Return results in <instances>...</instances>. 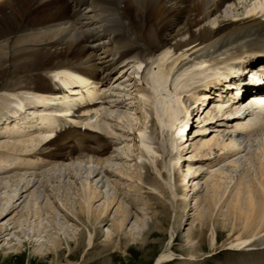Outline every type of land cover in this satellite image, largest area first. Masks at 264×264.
Here are the masks:
<instances>
[{
	"label": "bare ground",
	"instance_id": "1",
	"mask_svg": "<svg viewBox=\"0 0 264 264\" xmlns=\"http://www.w3.org/2000/svg\"><path fill=\"white\" fill-rule=\"evenodd\" d=\"M256 1L258 0H253L255 5ZM120 2L0 0V132L11 137L12 142L17 140L20 144L17 146L15 143L5 144V141H0L6 148L4 153H0V171L6 164L11 163L32 167L38 160L54 162V166L47 169L43 164L45 169L39 174L46 175L51 170L63 166L66 161H75L76 164L72 167L71 164L65 167L69 171L68 177L70 170L81 169L84 162L94 167L92 171L86 168L87 174H92L99 166V171L107 175L109 172L110 175L128 180L135 177L138 183H141V163L146 160L173 196L176 194L172 182L173 171L177 170L180 164H185L186 168L181 170L183 173L180 182L182 181V185L183 182H190L191 188L185 189V185L182 186L186 191L182 197L185 199L182 210L186 215L191 210L187 193L192 190L190 201L195 199L200 227L206 225L204 216L211 219L214 212L220 213L222 219L216 223L228 230V249L245 255L232 264H264V248H252L255 246V238L264 233V126L255 134L259 137L258 142L256 141L259 145L256 144L258 146L251 154L249 139L237 142L236 135L233 134L235 129H222V123L227 122L226 116L239 113L240 110L235 107L231 112L222 115L221 108L217 111L208 108L210 103L214 104L216 101L211 98L216 96V91H220V76L212 79L206 74L207 68L202 67L185 66L172 73L178 66V61L185 55L177 53L172 56L173 52L179 49L193 51L206 44L218 45L217 38L208 42L212 36L211 28L228 17L239 16L240 10L246 9L251 0H125L127 7L134 10L130 15L120 7ZM161 50H164L163 53L157 56ZM236 50H241V46ZM126 61L128 66L122 64ZM143 63L145 67L140 72ZM120 64L122 67L133 68V74L136 75V80L128 78L127 84L120 85L122 91L126 89L123 96H127L125 99L131 104L127 107V114L116 113V110L108 107L102 108L101 111V114L108 115V118H97L93 123L85 120V124L100 129L104 134L90 129L82 131L61 117L54 116L61 113L68 115L77 100L71 99L68 94H56L61 91L58 85L51 84V79L48 78L52 70L72 66L103 81L107 76L110 77V73ZM152 64L157 68L153 69ZM207 77L211 79L207 80ZM131 80L132 83L129 82ZM75 82L73 79H67L62 83L68 86ZM29 90L42 91L44 94ZM94 91L93 89L88 94L91 100L102 98V90L92 96ZM211 93L215 95L212 96ZM121 95L119 92L116 97L112 95L108 98L109 103L114 104ZM61 105L65 107L64 111ZM100 110L101 108L95 109L96 115L99 116ZM193 112L197 124L203 123L202 128L196 127L198 133L194 137L188 134L192 124L190 114ZM113 113L117 114L114 123ZM71 120L76 122L73 118ZM182 122L188 124L186 131L177 129ZM207 122L217 124L210 125ZM114 124L131 131L127 132L132 134V138L129 137L132 141L125 144L127 149H130L129 152L134 154L130 162L125 158V161L118 160L117 154H109L111 142L106 135H113V140L117 138ZM57 129V135L49 139L50 134ZM152 129L156 137L152 134ZM204 131L214 134H205ZM223 133L226 136H223ZM119 134L124 139L127 137ZM153 139H157L155 143ZM39 144L41 145L37 150L32 151ZM113 144L118 150L122 143ZM7 150L12 151L10 155ZM184 150L187 157L181 158V155L185 154L182 153ZM15 151L31 152L22 155L14 153ZM244 151L246 154H242ZM129 152L122 150L127 157L131 156ZM214 152L217 155L212 157V161L205 158ZM242 157H245L248 168L245 172H239L238 178H234L231 171L234 173L238 167L237 160ZM159 162L161 168L158 167ZM222 163H228L230 170L219 168ZM203 171L206 173L203 174ZM4 172L2 176L0 172V221L16 209V206L9 202L15 203L21 193L35 185L36 182L29 177L39 176L34 174L36 171L28 170ZM12 176H16V186L13 188L7 183V179ZM204 177L206 178L201 181ZM53 179L58 183L56 178ZM108 180L115 189L122 182L112 176H109ZM69 182L66 187L73 195L72 200L68 196L65 199L59 198V195L55 197L65 214L50 196H47L48 203L44 206L45 197L34 191L18 218L10 219L12 225L4 223L0 226V237H9L14 231L13 239L8 243L14 244L9 250L19 254L24 242L28 241L35 244L33 251L37 254L55 251L61 244L60 233L70 235L71 230L70 236H74L77 230L78 225L70 222L68 216L79 220L82 215L90 224L92 221L95 223L104 218L115 203L118 206L113 213L111 227L105 233L106 240L110 241L111 235L119 231H123L129 240L139 236L145 224L143 214L137 213V219H134L128 208L118 201L119 196L114 193L109 195V192H106L102 202L94 207L93 203L102 194L100 189L97 187L98 191L96 185L93 186L94 184H90L85 178L76 185L74 191ZM203 184L205 190L202 193L199 190ZM42 192L46 194L48 191L45 189ZM129 222L131 226L125 231L124 226ZM211 225L209 245L213 248L217 242V231L213 222ZM18 229L22 236L19 235ZM171 230L169 240L155 258L154 264H163L175 259V253L171 250L175 235ZM189 231L190 229L185 236V242L191 245L197 239L191 237ZM87 244L90 247L93 244L91 231H88ZM244 247L246 248L242 249ZM189 257V260L195 259L192 255Z\"/></svg>",
	"mask_w": 264,
	"mask_h": 264
},
{
	"label": "rangeland",
	"instance_id": "2",
	"mask_svg": "<svg viewBox=\"0 0 264 264\" xmlns=\"http://www.w3.org/2000/svg\"><path fill=\"white\" fill-rule=\"evenodd\" d=\"M130 73H131V69L127 71V75ZM132 82L133 80H131V83ZM117 91H120V89H117L116 92ZM130 105L131 104L127 105V103L125 102L122 104H118L116 107H112V109L116 110V113H121V114L126 113L127 114L128 112L127 110H129V108L127 107H129ZM205 105L206 104H204L203 106ZM210 107L211 105L209 104L208 108ZM0 112L2 113V111ZM116 113L115 114L113 113L114 115L112 114L113 119H114L112 123L115 122L114 117H116L117 115ZM191 114H190V118H191L192 124L188 129V134L194 137V135L198 133L196 132V129L202 128L203 123L197 124L198 122L195 119L194 112L192 115ZM209 124L214 125L217 123L214 122V123H209ZM113 127L116 128L115 131L117 132V134H115V136L117 138L113 140L112 139L113 135H111L112 137L109 135V139L111 141V145L109 146V154L111 152V153L119 155L118 160L122 159L123 161H125L126 159V161H129V162L132 161L133 159L132 157H134V154L129 152L130 149H127L128 148L127 145L125 146V144H128L129 142L132 141V139H130L132 138V134H128L131 131L127 129L125 130L124 128L123 129L119 128L115 124L113 125ZM152 132H153L152 134L156 137V134H154L155 131H153V129H152ZM204 132L205 134H207L208 132H210L211 135L214 134L211 131H204ZM119 133H122L126 135L127 137H125L124 139V137H121ZM188 134L187 136L189 138L190 136ZM255 134L257 133H254L249 136L241 137V140L247 141V139H249L248 143L252 146L251 148L252 151H250L251 154L253 153V151H255L256 147L259 145L257 143L258 142L257 139L259 137H256ZM5 140H9V139H7L6 137H2V136L0 137V141L4 142ZM156 140L153 139L154 143L156 142ZM3 142H0V146H3V144L6 141L4 143ZM118 142L122 144H121V148L116 150L115 148L116 145H114L113 143H118ZM256 144L258 145L256 146ZM114 148H115V151L113 152L112 150ZM123 149L129 152L131 156L130 157H127L126 155L124 156V153H122ZM244 152H242V154H246V151ZM182 153H185V154H182L181 158H183V156H186L187 154L186 150H184ZM216 155L217 153L214 152L210 155L205 156V158L207 159L210 158V160L212 161V159H214ZM248 157L251 158V156H248ZM159 161H161V158L159 159ZM195 161L197 160H194V162ZM66 162L65 164H63V166L59 165L60 167H58V169L55 168L51 170L50 171L51 173L49 172V174H46V175H49L47 177L45 174L40 175L39 173L42 172V170H44L45 168L46 169L52 168L54 166L53 164L54 162H51V163L40 162V164L39 163L34 164L32 165V167L30 166L29 168H26V169L23 166L15 165L11 169L12 171L13 170L15 171L20 170V172H22V170L23 171L28 170V171H34V172L36 171L34 174H39V176L29 177L31 178V180H33V182L37 183V184L35 183L36 186L32 185L28 190L21 193V197L17 199L15 203L12 201L9 202V204L13 203V205L16 206V209H14V212L12 211L10 213L11 215L9 214L10 216L7 214L3 218V220L0 221L2 222L0 226L4 223L5 224L8 223L12 225V220L10 219L14 217L18 218V215L21 213L23 206H25L27 201L31 199V195L33 194L34 191L35 193L37 194L39 193V195H43L45 197L46 201L45 199L43 200L44 206L45 204L48 203L47 196H50L51 199L56 203V205L59 206L60 204L58 200L55 198L57 195H59V198L61 199L63 198L65 199V197L68 196L70 200H72L73 195H71V193L67 190L66 183L70 181L69 183L70 185L72 184L73 190L75 191L76 185H78L81 180L86 178L89 181V183L91 182L90 184H94L93 186L96 185L95 186L96 189L98 187V189H100V192L102 193L101 196L98 197V199H96L95 201L96 204L95 202L93 203V206L96 207L102 202L101 199L104 198L106 192H109V195L113 193L117 194L119 196L118 201L122 202L124 207L128 208V210L130 211L134 219H137V216H136L137 213L138 214L141 213L144 215L145 224L142 226L141 233L139 234V236H135V239L129 240V237L125 236L123 231L122 232L119 231L118 233H114L111 235L110 241L106 240L105 233L108 230V228L111 227V224H112L111 220L113 218V213L115 212L118 206V204L115 203L113 207L111 208V211L109 210V212H107L104 218H101L95 223L94 221H92V223L90 224L88 221H86V218L82 215L80 216L79 220L75 219L74 217L72 218L68 216V220L70 222H73L74 224H77L79 226V227L78 226L76 227L77 228L76 231L74 230L75 234L76 233L77 234L76 235L74 234V236H70L72 235L70 229H69L70 235H63L62 233H60L59 234L60 238H62L60 240L61 244L59 245V248L55 251L52 250L48 253L45 252L42 254H37L36 252L33 251L34 248L36 247L35 244L33 243L31 244L30 242L25 241L24 245L20 248V253L16 254V251H14L15 252L14 253L12 250H9V247H13L14 243L8 244L10 240L13 239L12 236H14V231L12 232V234L9 235V237H6L7 235L0 237V264H154L155 258L159 255L160 251L165 247L166 243L169 240V232L171 229H172L171 231L175 235L173 242H171L172 243L171 250L175 253V259L172 261L165 262L163 264H232L233 262H236V259L238 258L242 259V257L245 256L243 254H238V252H234L228 249V245H227V243L229 242L228 235H227L228 230L225 228H222L221 226H219L218 223H216L217 220L222 219V217L219 215L220 213L214 212L211 219H209V217L205 218L204 216L203 219L206 225L205 226L201 225L200 227V224L197 220L198 216H196L198 209H197V206H195L194 204L195 199L193 198L192 199L193 201L192 200L190 201V198L192 197V194H191L192 190L187 193L188 198H189L188 199L189 207L191 208V210L188 213L189 215L188 214L186 215V212L182 210L184 208L183 205L185 203V199H183L182 197L184 195V192L186 193V191H184V188L185 189L191 188V186L189 187L190 182H188V184H185L183 182V185L181 184L182 181L180 182L181 174L183 173V171L181 170L182 169L184 170L186 168L184 167L185 164H183V166L182 164H180V167L179 168L177 167V170L179 169L178 170L179 172L176 169L173 171L174 181L172 182H173V189L176 194L171 196L172 194L170 193V190H168L166 186L163 185V182L161 181L162 179L160 178V176L155 173V171L151 168L149 162L148 161L146 162V160L142 161L143 164L141 163V170H140L142 174V175L140 174L141 183H138V180L135 177L132 178V180L130 179L128 180V178L122 177L123 178L122 179L121 177H118L116 174H115L116 176L110 175L109 172L107 175L106 173L99 171L100 170L99 166L96 168L97 170L95 169L94 171L95 173L93 172L92 174H87L86 168H90V171H92L94 167L86 163L85 165L84 162H83L84 165L82 164L81 169L77 168L76 170H70L71 171L70 177H68L69 171L65 167L70 164H71L70 166L72 167L76 163L75 161H71V162L69 161L70 163L68 161ZM212 163L214 164L215 162H212ZM237 163H238V167L236 169L237 171L235 170L234 173L233 171H231V175L233 174L232 176H234V178L235 177L238 178V175H239L238 173L245 172V170H247L248 168L246 165L245 157H242L241 159L237 160ZM49 164H50V167H49ZM228 165H229L228 163H222L219 168H222V169L225 168L226 170H230V166L228 167ZM18 167L22 168V170L18 169ZM158 167L161 168V162L158 163ZM4 173L5 172H1V176L4 175ZM204 173H206V171L205 172L203 171V174ZM107 176L108 177L112 176V178L114 177V179L116 180L121 179L120 182L122 181L121 183L123 182L125 183L123 184L120 183L115 189L114 187H112L113 185L109 183ZM53 178H56L58 183H55V180ZM205 178L206 177L201 179V181H203ZM15 179H16V176L15 177L12 176V178L7 179L8 181L7 183L12 185V188L16 186L14 183ZM42 181H44V183H40ZM200 184L201 183H199L198 186H200ZM184 185L185 187L182 188V186ZM17 186L19 187V185ZM52 187H54L55 189L53 190ZM45 189H47L48 191L46 194L45 192L44 193L42 192ZM204 190H205V187L203 184L199 192L203 193ZM175 195L178 197H176ZM60 209L62 210V212H64L62 207ZM205 213L206 211H204V214ZM212 222L215 225L214 227L215 231H217V234H216L217 242L215 243V246H213V248H211V245H209ZM130 226H131V222L127 223L124 226V230L127 231ZM187 229L188 230L190 229L189 232L190 234H192L190 236L195 237L197 239L191 245L186 244L185 242V236L187 235V231H188ZM17 231L19 235L22 236V233L19 232V229ZM88 231H91L93 235V244L91 247L88 246L87 244ZM261 235L260 236L262 238L260 236H258V238L260 237L259 239L257 237H256L257 239L255 238L254 245L256 247L252 245L254 246L252 248H256L258 250L262 249L261 247L264 248V233H262ZM190 249H192L193 251ZM191 252L193 254H191ZM190 255L194 256L195 259L189 260Z\"/></svg>",
	"mask_w": 264,
	"mask_h": 264
}]
</instances>
